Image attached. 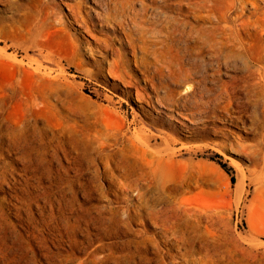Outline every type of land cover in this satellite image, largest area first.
<instances>
[{"label":"rangeland","instance_id":"obj_1","mask_svg":"<svg viewBox=\"0 0 264 264\" xmlns=\"http://www.w3.org/2000/svg\"><path fill=\"white\" fill-rule=\"evenodd\" d=\"M107 16L90 0H0V264H211L206 249L264 264L263 121L185 122L198 137L182 143L202 148L148 165L171 112L128 49L119 63ZM30 30L49 35L28 49Z\"/></svg>","mask_w":264,"mask_h":264},{"label":"bare ground","instance_id":"obj_2","mask_svg":"<svg viewBox=\"0 0 264 264\" xmlns=\"http://www.w3.org/2000/svg\"><path fill=\"white\" fill-rule=\"evenodd\" d=\"M90 1L106 7L107 17L123 33L116 52L124 70L130 63L124 52L128 49L134 65L152 82L156 103L171 112L163 124L169 133L159 136L155 160L148 165L155 162L170 171L182 164L179 157L202 148L182 143L198 137L188 124L204 130L207 122L242 124L248 119L251 129H264V0ZM27 34L28 49L49 35L32 30ZM108 71L121 79L120 70L119 75ZM180 87L183 92L177 90ZM135 139L145 144L151 136L143 133ZM153 181L154 177L149 184ZM160 213L149 212L148 219L156 220ZM251 230L264 236V227L251 225ZM206 256L211 264L231 262L214 259L208 249Z\"/></svg>","mask_w":264,"mask_h":264}]
</instances>
